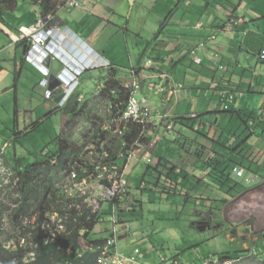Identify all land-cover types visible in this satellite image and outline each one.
<instances>
[{
    "label": "crops",
    "instance_id": "crops-1",
    "mask_svg": "<svg viewBox=\"0 0 264 264\" xmlns=\"http://www.w3.org/2000/svg\"><path fill=\"white\" fill-rule=\"evenodd\" d=\"M77 1L81 3L80 7L72 8L65 3L58 6L55 19L59 29L68 28L71 35L87 44L111 66L85 72L79 79L78 90L82 78L90 72L103 71L104 81L109 73L115 72L120 82L125 79L127 83L141 82L139 99L152 109L154 119L158 115L163 119H192V122H185L192 129L176 124L174 132L180 135L181 143L185 140L191 145L176 142V147L168 149L170 153L156 160L150 155V166L155 167L166 160L176 166L177 171L202 177L206 172L201 157L205 155L222 156L250 166L251 170H264V0ZM17 6L16 0L15 8L9 13ZM37 17L24 18V25L18 29L10 27L15 33L0 24V32L10 41L0 50V149L7 145L3 152L0 151V159L6 156L12 169L19 160L18 171L24 170L25 165L23 157L19 159L13 149L20 138L27 135V129L25 133L14 131V126L18 128L20 124L22 104L33 110L39 102L48 103L42 107L43 120L39 122L61 117L59 133L69 119L59 112L45 116L56 109V96L52 101L45 100L39 86L43 73L24 60L28 44L19 41L18 36L21 31L28 34L25 29ZM121 31L124 36L120 38ZM194 56L201 59L199 65L194 63ZM126 58L134 64L131 61L130 66L126 65ZM145 58L150 63L145 62L142 66ZM221 91L233 93L234 99L221 103ZM34 95L40 100L33 98ZM155 120L159 122L158 118ZM30 122L32 125L34 118ZM233 141L236 143L231 148L240 144L242 147L238 151L243 157L225 148ZM160 143L150 154H160ZM158 171L165 172L162 167ZM143 184V190H148V184ZM153 192L169 203L170 199H181L162 195L154 187ZM121 206L120 210H124ZM131 223L126 225L130 229L126 231L127 238L123 239L125 252H121L124 254H130L134 248L140 250ZM142 252L140 263L151 264L150 255Z\"/></svg>",
    "mask_w": 264,
    "mask_h": 264
},
{
    "label": "rangeland",
    "instance_id": "rangeland-1",
    "mask_svg": "<svg viewBox=\"0 0 264 264\" xmlns=\"http://www.w3.org/2000/svg\"><path fill=\"white\" fill-rule=\"evenodd\" d=\"M55 1L58 5H62L67 0ZM17 3L18 6L14 12H6L0 15V24L13 33L15 32L10 30V27L18 29L20 25H24V18L33 19L34 15L41 14L39 7L34 5L31 0H17ZM123 36L124 33L121 31L120 38ZM4 44H10V41L0 32V50ZM146 59L145 61L142 60V66H145ZM131 61L134 64L133 60L126 58V65L130 66ZM124 74L128 75L127 73ZM81 82L82 86L79 90L77 89V95L72 100L76 109L69 117L65 115L69 119L66 120L60 133H62V137L74 144L77 156L79 155L78 165L93 162V166L88 165L90 170L87 171L88 177L85 185L74 186L69 178H64L55 186L52 208L63 211L69 205H75L80 212L88 210V203L83 200L95 197L99 184L97 181L99 182L102 178L111 179L115 177V172L118 170L119 181L120 178L123 180L122 187L120 182L118 186L124 190L121 199L124 202L120 204V206L123 204L121 208L124 207V210H120L119 214L123 213L125 220H131L133 223H131V228L134 237L138 240L137 245L141 252L144 251L142 254L150 255L149 262L151 264H158L161 257L167 259V262L162 264L262 263L259 260L264 259V185H260L258 182L245 184L244 181L249 172L243 178H238L232 174L233 181L240 183L243 188H232L234 184L231 183L230 187L219 192L204 187L202 184L198 185L199 183L191 182L184 187V190L190 195L208 200L194 202L192 200L194 197H190L192 203L188 205H185L184 198L170 199V203L166 199L161 200L159 194L153 192L155 183L153 172L155 175L160 172L158 166H155L157 168H155L157 170L155 172L154 167L149 165L151 163H147L144 159L141 161L144 151H141L138 141L129 145L120 144V137L108 130L109 126H122V122H117L120 116L119 105L115 106L111 100H99L97 97L105 84L103 71L90 72L82 78ZM120 83L124 87L130 88L132 81L127 83L125 79ZM98 85L102 87L97 88ZM98 92L99 94H97ZM112 96L115 100L118 99L114 92H112ZM137 97L139 99V93ZM44 105L48 106V103L39 102L31 110L29 106L24 108L22 104L19 127L14 126L16 128L14 131L21 133H25L24 130L27 129V135L21 137L17 144L14 143L15 149H13L16 150L19 159L23 157L21 159L25 166L35 162H44L46 157H52L57 150L56 138L60 134L58 126L61 123V117L47 118L38 126H31V118H34V123L43 118L42 107ZM23 111H27V113H23ZM157 114L159 113L157 112ZM155 119L152 124H149V134L147 132V134L140 136V142L145 144H150L151 140L157 139L155 145L157 146L161 141V147L158 149L160 154L158 152L150 154L154 160L163 154L170 153L168 149L173 146L176 147V142L180 145H191V142L188 143L185 140L181 143L179 141L181 140L179 139L180 135L174 133L179 119L167 117L159 122H156ZM28 125L30 126L27 127ZM160 131H162L161 136ZM146 135L147 138H145ZM124 148L129 150L118 155L115 154L117 150L122 152ZM152 150L153 148H149L145 151ZM131 151H136V157L140 159L136 160L138 158H134V155L131 156ZM111 156L116 158L112 159ZM104 161L109 162L106 166L107 171L100 168ZM163 164V162L160 163L159 167H162ZM96 165H99V168H96ZM15 166H19V163L17 162ZM147 167H149V171ZM253 172L264 177L263 169H252ZM93 179L97 181H93ZM143 181L148 184V190L140 188ZM65 186H67V191H64ZM69 189H72L71 193H69ZM102 190H105L103 186ZM14 200L15 198H10L9 203L11 205L16 204ZM173 202L174 205H171ZM102 206L104 207L98 214V221L104 219V223L95 226L94 232L90 235V240H102L110 236L106 230L111 224L108 217L111 216L110 205L103 203ZM18 207L5 206L0 208V242L2 243L17 240V226H15L14 214L12 213ZM71 210L76 212L74 207H71ZM132 211L134 215L129 216ZM136 211H138L137 214H135ZM38 217L34 212L32 213L31 227L36 226ZM122 223L117 224L120 230L117 237V248L120 252L124 251L123 239L126 237L123 234L128 229V226ZM127 223L130 224L129 221ZM81 228L78 239L79 246L81 250H88V242L84 239L82 232L85 230V226ZM88 231L90 230L88 229ZM255 249L256 251H254ZM239 250H250L251 257H243L236 261L224 263L216 260L218 255ZM174 259L176 262H173Z\"/></svg>",
    "mask_w": 264,
    "mask_h": 264
},
{
    "label": "built area",
    "instance_id": "built-area-1",
    "mask_svg": "<svg viewBox=\"0 0 264 264\" xmlns=\"http://www.w3.org/2000/svg\"><path fill=\"white\" fill-rule=\"evenodd\" d=\"M64 3L72 8L81 6V3L77 0H67ZM227 29L231 30V27L228 26ZM25 30L28 31V34L21 31L18 36L19 41H25L28 44V50L24 55V60L43 73V78L39 81V86L43 89V96L46 101H52L54 99V91L59 92V95L56 96V98L59 96H61V98L56 103V107L62 108L65 106L67 101H69L77 91L79 87V79L85 72L103 68L108 69L111 67L110 64L104 61L92 48L76 36L71 35V31L68 28L60 30L55 15L49 14L47 16H42V14H39L34 23ZM194 53V51L191 52L192 55H194ZM47 58H51L52 61L57 60L62 64V69L56 74V79L60 82V85L54 91L49 89L51 71L44 65ZM193 61L197 65L201 63V59L196 56L193 57ZM147 63H150V61ZM219 69H222V67L220 66ZM129 89L130 93L125 103L124 110L120 113V116L117 119V122H122V126H109L108 130L117 134L119 137H123L126 134H130L133 127H137L140 131L135 141H138V144L142 149L141 151H144L142 158H144L147 163H151L150 151L145 150L153 148L157 143V139L151 140L150 144H145L140 142V136L145 133L147 134L149 124L153 123L155 114L150 107L142 104L138 99L137 95L140 90L138 82L133 81ZM97 94H99V92ZM233 96L234 94L231 92L221 91L220 102L226 103L232 101L234 99ZM156 118L160 121L163 119V116L158 115ZM147 137L148 136L146 135L145 138ZM6 147L7 145L3 146L0 151L3 152ZM135 153L136 151H131V156L134 155V157H136ZM55 162L56 158H53L51 164L53 165ZM78 162L79 155L76 156L71 171L68 172L61 181L64 178H69L74 186L85 185L88 177L87 171L90 170L88 165L93 166V162L80 165H78ZM108 163V161H104L103 166L100 168L103 171H107L106 166ZM95 167L99 168V165H96ZM22 171L23 170L16 171L12 168L6 167L3 160L0 159V208L5 206H13L16 208L19 204V207L21 206L22 197L18 192V188L21 184L20 173ZM247 172L249 171H246L241 167L235 166L232 168V173L238 178H243ZM78 173L85 176L81 181H78ZM115 173L116 176L111 179L102 178L99 182L96 179H93V181L95 180L99 183L95 197L85 198L83 200L88 203V209H90L92 214L101 213L102 208L104 207L102 206L103 203L110 205L109 212H111V216H108L111 224L110 227L106 229L110 233V236L104 239L103 244L93 245L91 243L88 244V246L90 249H94L95 252L99 253L98 264H141L139 261L141 258V252L138 248H134L130 254H124L117 248V237L120 232L117 224H121L120 219H124L121 218L119 214L120 208L114 205V201H120L122 199V193L124 190H121L118 186L119 182L121 183V187L123 183L122 178H120L119 181L120 176H118V170ZM254 182H258L260 185L264 184V178L257 173L249 172L244 183L250 184ZM102 186L105 188L104 191L102 190ZM65 188L64 191H67V186H65ZM71 190L72 189H69V193H71ZM120 192L121 194H119ZM10 198H15L14 201L16 204L11 205L9 203ZM120 202H124V200H121ZM71 207L76 208L74 211L79 215L82 214L79 208L75 207V205H69L68 208L63 211L51 208L41 217L37 218L36 226L34 228L33 226L31 227V225H28V239L21 238L18 242L13 240L7 241L5 242V247L13 251H15L17 247L20 249L30 248L32 250L37 246L33 239L34 233L38 234L39 242L41 244L50 245L57 243V241L64 236L67 225L72 217L73 210H71ZM27 222V219H25V225H27ZM99 222L100 223L98 224H103L104 219L99 220ZM122 224L127 225L125 223ZM82 232L84 233V230H82ZM123 235L127 238L128 232L125 231ZM35 257V252L29 251L23 256L22 263L29 264L35 260ZM165 262H167V259L161 257L160 264Z\"/></svg>",
    "mask_w": 264,
    "mask_h": 264
},
{
    "label": "trees",
    "instance_id": "trees-1",
    "mask_svg": "<svg viewBox=\"0 0 264 264\" xmlns=\"http://www.w3.org/2000/svg\"><path fill=\"white\" fill-rule=\"evenodd\" d=\"M31 1L34 5L39 7L42 16H47L49 14L55 15L59 6L55 0ZM15 5L16 0H0V15L13 10L15 8ZM27 50L28 46L25 47V52ZM112 92L117 95L118 99L115 100L114 96H112ZM76 93L77 92L73 94V96L69 99V101H67L64 107H56L54 111L49 112L45 116L49 117L52 114L59 112L69 117L74 113L76 109L74 107L75 103L72 102L73 98L77 95ZM129 93L130 89L124 87L120 83V81L117 80L116 73L112 72L107 75L104 87L97 97H99V100L109 99L115 106L119 105L120 113H122ZM54 95L58 96L59 92L54 91ZM237 114L240 116L239 113ZM179 120L180 121L178 124L190 127V129H192L190 125H186L185 123L188 121L192 122V119L187 120L185 118H181ZM243 122L245 121L242 120V123ZM39 124H41V122L33 123L32 125L33 127H35ZM139 131L140 130L137 127H133L130 134H126L123 137H120V144H133L137 139ZM61 134H59V136H57L56 138L57 150L56 153L52 155V157H46V161L44 162L34 163L32 165L28 164L27 166H25L24 170L21 173L19 172L21 174V184L18 188V192L22 197V201L21 206L12 213L14 214L13 219L15 220V226H17V240L15 242H18L21 238L28 239V225H31L32 213L34 212V214L41 217L46 211L52 208L56 191L55 186L68 172L71 171L72 166H74V161L77 156V151L75 150L76 148L74 147V144L72 142L62 137ZM242 142H245V140ZM235 143L236 141H233L231 145L223 147L227 148L228 151L241 155V153L238 151L242 147L240 144L236 145L234 148H231ZM128 150V148H124L122 152H119V150H117L115 154L118 155ZM241 156L243 157V155ZM203 157H205V155L201 157V160L202 165L205 166L204 170L206 173L202 177L196 176L183 170L177 171L176 166L171 165L168 161L164 160L162 168L165 170V172H157V176L154 177V188L157 189L158 193L162 195H166L168 197L184 198L185 205H188L192 203V200L194 202L208 200L206 198H199L188 194L184 190V187L190 184V182H195L194 184L199 183L198 185L202 184L204 185V187H208L211 190H217L221 192L227 187H230L231 183L234 184L232 188H243L240 183H235L232 179L233 167H242L244 170L252 172L250 166H244L242 163H238L234 160H227L222 156L219 158H216L215 156H206L205 159ZM53 158H56V162L52 165L51 161ZM111 158L115 159L116 157L111 156ZM245 161L248 163L247 160ZM17 162H19V160ZM157 166L159 169L160 162L156 165V167ZM156 167L153 168L155 172L157 171ZM17 168L18 166H15L14 170L18 171ZM148 169L149 167H147V170ZM84 177V175L78 173V181H81ZM142 183L145 182L143 181ZM143 185L144 184H141L140 186L142 187L140 188L144 189ZM190 197H194V199L191 200ZM121 203L122 202L118 200L114 201V205L117 207H120ZM131 214H133V211L129 214V216H131ZM123 215L124 214L121 213L122 217ZM98 217L99 215L92 214L90 212V209L82 212L81 215H79L77 212H73L64 236H62L61 239L57 241V243L50 245L41 244L39 242L38 234L34 233L33 239L37 246L32 250L30 248L20 249L19 247H17V249L13 251L5 247V242H0V264H23L22 258L29 251H34L36 254L35 260L29 264H98L99 253L90 248L88 250H81L78 241V239L80 238L79 232L82 229L81 227L85 226L83 234L84 239L87 240L88 244L92 243L93 245H97L104 243V239L90 240V235L92 232H94L93 229H95V226L100 223L98 221ZM25 219H27L28 221L27 225L24 224ZM120 220L125 224H127V221L131 222V220ZM86 227L90 231H88ZM254 251H256V249ZM250 254V250L226 252L224 254L218 255L216 260L220 263H224L227 261H236L243 257H249ZM259 262L262 263L258 264H264V259L259 260Z\"/></svg>",
    "mask_w": 264,
    "mask_h": 264
},
{
    "label": "water",
    "instance_id": "water-1",
    "mask_svg": "<svg viewBox=\"0 0 264 264\" xmlns=\"http://www.w3.org/2000/svg\"><path fill=\"white\" fill-rule=\"evenodd\" d=\"M44 65L51 71L49 89L55 90L60 85V82L56 79V74H58L59 71L62 69V64L57 60L52 61L51 58H47L44 62ZM60 98L61 96L56 98V102H58ZM1 158L6 167L13 168V166L8 164L6 156H1Z\"/></svg>",
    "mask_w": 264,
    "mask_h": 264
},
{
    "label": "clouds",
    "instance_id": "clouds-1",
    "mask_svg": "<svg viewBox=\"0 0 264 264\" xmlns=\"http://www.w3.org/2000/svg\"><path fill=\"white\" fill-rule=\"evenodd\" d=\"M150 61V60H149ZM134 81H136V80H134ZM133 82V81H132ZM137 82V81H136ZM139 83V82H138ZM140 85V84H139Z\"/></svg>",
    "mask_w": 264,
    "mask_h": 264
}]
</instances>
